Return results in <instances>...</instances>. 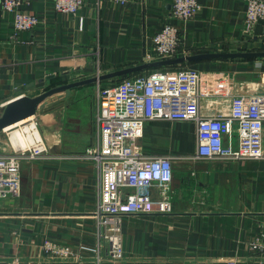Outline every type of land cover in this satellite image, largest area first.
<instances>
[{
  "label": "crops",
  "instance_id": "0c3cea01",
  "mask_svg": "<svg viewBox=\"0 0 264 264\" xmlns=\"http://www.w3.org/2000/svg\"><path fill=\"white\" fill-rule=\"evenodd\" d=\"M171 1L124 5L83 0L79 10L70 13L58 11L53 0H29L21 8L40 22L17 35L13 12L0 4V104L147 62L154 35L167 22L181 36L179 56L264 50V23L259 21L251 32L245 27L249 0H198L194 17L187 20L171 15ZM184 65L202 74L204 114L229 113L234 94L264 92V57ZM99 83L108 85L114 79ZM85 87L53 95L48 106L10 133H0V147L17 151L22 147L14 145L10 134L20 125L35 123L40 138L29 147H45L41 154L24 158L21 195L0 203V264L263 263L252 244L264 225V159L189 158L198 142L197 123L191 120L145 122L138 139L141 150L175 158L170 184L163 190L149 189L170 209L162 210L157 203L150 213L123 215L124 256L112 257L98 236L95 210L101 175L91 154L100 142L97 98L87 100ZM47 242L50 248H45ZM65 246L68 253H60Z\"/></svg>",
  "mask_w": 264,
  "mask_h": 264
},
{
  "label": "built area",
  "instance_id": "2783aa9c",
  "mask_svg": "<svg viewBox=\"0 0 264 264\" xmlns=\"http://www.w3.org/2000/svg\"><path fill=\"white\" fill-rule=\"evenodd\" d=\"M29 0H0L6 12H13L15 35L35 28L40 19L24 11L21 5ZM60 12L76 13L83 0H53ZM121 4L137 0H114ZM198 9V0H172L171 15L191 19ZM264 20V0H249L245 16L248 32ZM178 28L165 23L153 37L149 61L180 54ZM99 73V72H98ZM121 80L98 84L96 128L100 139L93 151L100 169V190L95 217L101 243L109 246L112 257L124 256L122 240L123 215L150 213L159 203L170 209L166 201H156L149 189L166 188L174 177V157L147 155L138 144L145 122L149 120L195 121L198 130L194 160L264 159V92L233 95L229 113L204 114L200 108L202 74L189 65L150 69L120 77ZM3 108L0 104V111ZM237 137V140L235 138ZM22 147L5 151L0 147V203L18 198L22 192V162L25 157L41 154L45 147ZM32 147V146H31ZM263 256L264 225L252 244ZM47 242L45 248H50ZM68 253L67 246L58 249ZM13 264V263H8Z\"/></svg>",
  "mask_w": 264,
  "mask_h": 264
},
{
  "label": "water",
  "instance_id": "95a60500",
  "mask_svg": "<svg viewBox=\"0 0 264 264\" xmlns=\"http://www.w3.org/2000/svg\"><path fill=\"white\" fill-rule=\"evenodd\" d=\"M264 23V20H260ZM264 57V50L253 51H224V52H199L187 55H177L171 58H165L154 61H147L141 64L119 68L110 72H103L101 74L91 76L88 78L72 81L66 84L52 87L36 96H29L21 94L9 101L0 111V133L5 132L25 120L34 116L42 107L48 106V99L53 95L64 92L68 95L73 89L80 86L89 85L92 83H99L115 78L124 77L140 71L149 69L181 65L186 62H195L206 59H221V58H262ZM30 224V223H29Z\"/></svg>",
  "mask_w": 264,
  "mask_h": 264
},
{
  "label": "bare ground",
  "instance_id": "6f19581e",
  "mask_svg": "<svg viewBox=\"0 0 264 264\" xmlns=\"http://www.w3.org/2000/svg\"><path fill=\"white\" fill-rule=\"evenodd\" d=\"M30 123L26 124V125H20V127L15 129L10 134V140L14 143V145H20L21 147H29V146H31L32 141L35 142L37 140L36 137L40 138L37 125L35 123H32V124H30ZM38 143H40V142H38ZM34 146H36V145H34ZM15 147H17V146H15Z\"/></svg>",
  "mask_w": 264,
  "mask_h": 264
},
{
  "label": "rangeland",
  "instance_id": "374dc122",
  "mask_svg": "<svg viewBox=\"0 0 264 264\" xmlns=\"http://www.w3.org/2000/svg\"><path fill=\"white\" fill-rule=\"evenodd\" d=\"M98 84L99 83H92V84H89V85H87V87H85V88H87L86 89V91L85 92H83V94L86 96V99H87V97H89V100H91L92 98H97V90H98ZM88 100V99H87ZM96 100V99H95ZM12 131V129L11 130H7V131H5L6 133L7 132H11Z\"/></svg>",
  "mask_w": 264,
  "mask_h": 264
},
{
  "label": "trees",
  "instance_id": "16d2710c",
  "mask_svg": "<svg viewBox=\"0 0 264 264\" xmlns=\"http://www.w3.org/2000/svg\"><path fill=\"white\" fill-rule=\"evenodd\" d=\"M137 73H143V72H137ZM135 74V73H134ZM131 75V74H130ZM119 80H121V78H117V79H114V82H117V81H119Z\"/></svg>",
  "mask_w": 264,
  "mask_h": 264
}]
</instances>
